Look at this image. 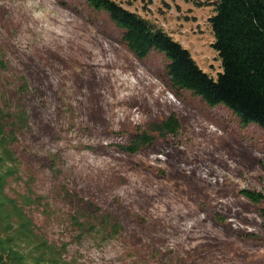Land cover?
Here are the masks:
<instances>
[{
	"label": "rangeland",
	"instance_id": "rangeland-1",
	"mask_svg": "<svg viewBox=\"0 0 264 264\" xmlns=\"http://www.w3.org/2000/svg\"><path fill=\"white\" fill-rule=\"evenodd\" d=\"M212 76L213 0H115ZM0 107L22 112L10 197L71 264H264V127L169 81L87 0H0ZM177 131H160L171 115ZM137 134L152 139L128 150ZM134 141V142H133Z\"/></svg>",
	"mask_w": 264,
	"mask_h": 264
},
{
	"label": "trees",
	"instance_id": "trees-1",
	"mask_svg": "<svg viewBox=\"0 0 264 264\" xmlns=\"http://www.w3.org/2000/svg\"><path fill=\"white\" fill-rule=\"evenodd\" d=\"M87 2L107 13L120 30L122 42L139 58L152 52L163 54L172 86L200 95L209 105L225 104L243 122L255 121L264 127V0H213L215 12L209 17L215 37L212 46L222 61L216 77L198 65L188 48L138 12L115 0ZM21 114L18 108L0 107V264H71L63 259L65 245L59 249L36 232L25 210L40 198L28 195L19 200L7 194L8 179L18 172L19 159L12 145L16 130L26 125ZM179 125L173 114L156 127L176 132ZM151 139L137 134L127 149L136 150ZM242 192L253 201L264 198L260 192Z\"/></svg>",
	"mask_w": 264,
	"mask_h": 264
}]
</instances>
